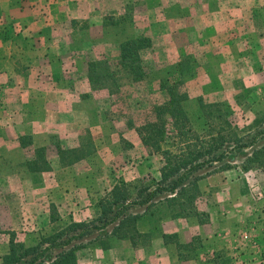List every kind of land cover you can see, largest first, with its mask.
<instances>
[{
  "label": "rangeland",
  "instance_id": "rangeland-1",
  "mask_svg": "<svg viewBox=\"0 0 264 264\" xmlns=\"http://www.w3.org/2000/svg\"><path fill=\"white\" fill-rule=\"evenodd\" d=\"M73 3L77 4L75 12L83 16L76 21V28L81 31L78 35L87 43L79 51L76 59L80 63L73 73L66 72L62 77L64 84L68 82L72 87L60 89L59 103L53 104L51 92L44 89L41 94L36 88L37 81L47 86L50 76L47 80L43 74H37L34 95L27 104L28 120L17 122V134L24 136L23 150L1 151L5 161L0 168L1 257L9 250L10 242L14 246L32 247L49 236H59L77 222L72 214L75 209L81 211L93 205L97 217L79 220L102 226L97 219L110 201L111 187L124 186L129 201L137 199L141 190L153 191V178L139 169L144 167L150 150L142 144L138 129L155 121V110L167 101L165 92L159 89L166 81L167 86L172 82L180 84L178 91L187 96L182 102L183 110L198 139H189L187 143L206 146L221 136L226 143L217 154L225 147L230 149L221 161L206 166L199 174L234 169L254 179L253 174L260 168L259 160L264 161V154L253 161V151L264 146V104L252 107L264 95V77L257 72L263 57L256 51V44L261 42L258 33L264 35V0H73ZM139 39L146 44L136 63L143 79L132 81V75L119 64L120 45ZM3 101L1 98L0 110L7 106ZM47 101L51 106L48 113H42ZM42 115L48 119L39 121ZM37 121L42 127H34ZM1 124L6 123L0 121ZM33 130L38 133L36 137ZM2 136L8 142L10 131L5 130ZM171 141L162 144L163 148L175 152ZM11 162L17 163L14 183L8 179L14 173ZM160 163L162 167L163 158ZM45 173L54 183L57 178L65 181L60 194L50 183L53 187L50 203L43 205L45 211L50 204L47 216L41 209L36 215L31 194L32 178ZM165 196L168 193L159 198ZM74 199L78 201L76 206ZM256 199L252 196L245 205L250 204L248 211L253 220L250 224L255 226L252 238L263 237L259 243H248L242 250H226L221 258L209 252L198 255L202 249L199 245H203L195 241V249L191 253L182 249L183 254L200 257L197 264H264V232H258L264 230V201ZM58 201L65 208L62 216L57 211ZM141 209L133 206L125 213ZM134 226L138 228L137 220ZM98 232L92 231L71 245L100 242L101 238L96 239ZM80 251L75 253L76 261ZM80 256L83 258L84 254ZM235 256L238 258L234 259Z\"/></svg>",
  "mask_w": 264,
  "mask_h": 264
},
{
  "label": "crops",
  "instance_id": "crops-1",
  "mask_svg": "<svg viewBox=\"0 0 264 264\" xmlns=\"http://www.w3.org/2000/svg\"><path fill=\"white\" fill-rule=\"evenodd\" d=\"M76 5L73 0H0V97L7 105L0 110V121L6 123L0 125V168H2V163H5L1 157L3 153L6 151L16 153L19 149L23 150L21 138L24 136L22 133L17 134V122L18 120H28L29 108H27V104L30 103L29 99H32L34 95L35 79H38L36 75L43 74L47 80L48 75L50 76L51 81L47 82V86L39 84L37 81L36 88L41 91V94H44V89L51 92L53 96L50 100L54 102L53 104L59 103L57 101L58 92L64 91V88L72 87L68 82V86L64 84L62 77L64 79L66 72L73 73L74 68L80 63V60L76 59L77 56H80L78 55L79 51L87 43V40L83 41L82 35H78L81 31L76 28V21H80L78 19L83 16L75 12ZM4 27H6L5 30ZM260 35L261 33H258L261 42L258 40L256 51L261 54L263 61L258 65L259 71L257 72L263 74L264 77V44L262 43L264 35L262 37ZM67 58L69 61H66ZM67 67L68 71H66ZM51 71L56 74L52 75ZM21 90L24 91L23 94ZM262 96L263 99L257 98L253 108L259 106V103L264 104V95ZM47 104L45 107L43 106L42 113H48L51 105L49 101ZM47 119V116L42 115L39 121ZM39 121L34 123V127H42ZM5 130L10 131L8 142L2 136L5 134ZM32 132L36 137L38 133L35 130ZM1 143L4 144L3 147ZM45 144L43 143L42 146L44 147ZM3 149L4 151L1 153ZM161 159L160 154H148L144 164L147 169L139 167L141 172L142 169L146 170V175L150 174L153 178V191L157 186L156 183L160 180ZM11 161L13 160L11 159ZM155 162H157V168H155ZM12 164L14 173L10 174L8 179L14 183L17 178V163H9V165ZM205 167H201L192 174L200 177L195 183L197 193L194 206L199 213L205 214L203 222L199 221L197 215L187 214V212L181 211L177 205H169L166 200L170 196L159 198L166 192L156 193L148 203L137 206L142 208L141 210L131 213L138 215L136 239H118L112 233L117 223L108 225L105 228L108 232L107 235L98 237L102 239L100 242H93L92 245L85 246L77 254L78 264H197L200 257L186 256L182 251V248L194 244L195 241H199L203 245V247L200 246L202 249L198 251L199 253L197 252L198 255L209 252L210 255L212 253L221 255V258L225 257L226 250L236 251L237 248L242 250L249 246L248 243L250 245L251 242L259 243V239L263 237L258 236L257 240L252 238L251 233L255 226L250 224L253 221L248 211L250 204L248 203V206L245 204L246 200L249 201L252 196L257 198L258 202L264 201L262 199L264 198V167H260L253 174L254 179L248 178L244 172H237L234 169L199 174ZM192 175L190 179H192ZM250 180L252 182L248 183ZM31 182V194L34 201L32 206L36 215L40 209L41 213H45V216H47L46 214L50 215V204L45 206L47 210H43V205L50 203L49 195L53 188L50 183L55 185V189H58V194H60L62 193L60 189L64 187L65 181L57 178L54 183V180L45 173L44 176L43 174L41 176L34 175ZM90 185L92 184L90 183ZM153 191L147 192L146 189L138 195L136 200L146 199ZM40 200L42 202L39 203ZM74 202L73 205L76 206L77 199H74ZM206 202L208 203L206 204ZM151 203V207H146ZM61 204V201L56 203L60 216L64 213L63 209L65 210ZM93 208L92 205L89 208H84V211L75 209L72 213L75 221L79 223L86 220V217L89 220H92L93 217L96 218L97 214L94 213ZM83 217L84 220H79ZM0 227L2 230L1 222ZM258 232L261 233L264 230H258ZM225 240L229 245L224 242ZM178 244L181 247H178ZM82 254H84L83 258L80 256ZM206 255L208 256V254ZM243 257L245 256H239V258ZM237 258V256L234 257V259ZM0 264H2L1 256Z\"/></svg>",
  "mask_w": 264,
  "mask_h": 264
},
{
  "label": "trees",
  "instance_id": "trees-1",
  "mask_svg": "<svg viewBox=\"0 0 264 264\" xmlns=\"http://www.w3.org/2000/svg\"><path fill=\"white\" fill-rule=\"evenodd\" d=\"M145 46L146 44L143 45V39L126 41L120 45L119 64L121 68L126 69L132 75L130 78L132 81L143 79L141 68L136 67V63L139 61L140 52ZM167 83L168 81L160 84L159 89L165 92L167 101L155 110V121L138 129L142 144L150 150L149 154L157 153L163 158L160 180L156 183L157 186L154 191L142 201L136 199L129 201L130 195L126 192L124 186L121 188L120 185H116L109 194L110 201L106 202L97 219L103 223L102 226L93 223H72L59 236H49L41 241L42 244L32 247L14 246L10 242L9 250L2 257V264H77L75 253L85 248V245L81 243L71 245V243L74 240H82V238L96 230L99 231L96 239L104 237L108 233L105 228L115 223L117 225L112 230L114 236H117L118 239H136L138 232L134 224L136 220L138 221V215L126 214L125 212L133 206L145 205L155 197L156 193H168L170 197L166 201L169 205H177L181 211L197 215L200 222L204 221L205 214L199 213L194 206L197 193L195 183L200 177L192 174L203 166H211L213 163L221 161L223 155L230 149L225 147L222 152L217 154V150L223 148L226 143L223 142L225 138L221 136L207 143L206 146L197 147V145L187 143L189 139L198 140L183 110L182 102L187 99V96L178 91L180 84L172 82L167 86ZM168 126H170V129L167 128ZM168 140H172L171 146L176 149L175 152L163 148L162 144L168 143ZM219 141L221 142L219 143ZM239 147L247 148L250 145ZM239 147L236 149L238 150ZM253 154V161L259 160V155L264 154V146L259 150H254ZM259 162L258 165L264 167V161L259 160ZM33 170L38 171V168L34 167ZM191 175L192 179H190ZM144 191H139L138 195ZM151 205L152 203L146 207H151ZM109 215H112L111 218H108ZM194 246L189 244L182 249H186L191 253L195 249ZM178 247H181V245L178 244ZM199 248H201L200 245ZM54 250H57V252L52 254L51 252Z\"/></svg>",
  "mask_w": 264,
  "mask_h": 264
}]
</instances>
